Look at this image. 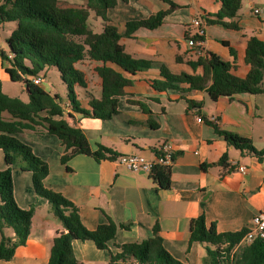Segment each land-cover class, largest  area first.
<instances>
[{
	"label": "crops",
	"instance_id": "0c3cea01",
	"mask_svg": "<svg viewBox=\"0 0 264 264\" xmlns=\"http://www.w3.org/2000/svg\"><path fill=\"white\" fill-rule=\"evenodd\" d=\"M78 1L80 5L74 7L85 6L90 10V28L95 31L98 21L103 28V18L86 0ZM170 1L177 6L159 27H141L130 37L121 39L127 53L150 60L154 66L136 74L122 71L133 81L118 97L119 114L111 119L86 117L81 113L71 116L67 94L62 95L58 89L47 85L48 81L41 85L62 99L65 113L56 119H65L70 126L81 128L92 149H97L99 144L112 147L118 153L117 159L98 161L80 153L63 163L62 140L48 133L41 124L25 128L20 138L49 164L45 186L76 204L88 229L94 230L109 219L119 225L115 238L109 243L111 250H119L118 244L147 239L158 222L164 246L176 259L187 264H202L207 256V244L190 243L194 218L204 213L207 223L216 222L219 232H237L251 226L254 216L264 212V160L231 146L216 130L219 127L247 136L257 148H264V92L239 93L213 100L207 88L183 95L179 90H156L152 80L161 77L160 64H165L173 73L202 75L203 67L195 61L200 57L210 60L211 53L229 62L233 74L246 77L251 68L246 61L248 41L252 37L264 41V19L253 14L252 7L264 9V0L258 1L260 4L249 0L250 6L241 7L237 16L225 19L235 23L237 28L208 23L209 19L216 18L221 0H117L116 6L108 9L107 17L122 33L125 23L168 10ZM195 18L204 26V40L202 45L189 46L188 40L198 31L192 24ZM98 65L101 63L89 59L77 63L86 80L85 87L75 86L84 108L90 109L89 102L102 95L103 80L96 70ZM108 65L120 70L115 64ZM12 82L21 81L11 80L0 55L2 91L26 103L21 95H12L14 93L6 90V84ZM211 84L210 80L208 86ZM23 85L25 87V83ZM25 91L29 95L27 88ZM185 96L201 107H189ZM137 102L143 103L151 113ZM199 115L203 116V122L197 121ZM212 117L217 121L212 122ZM0 118L13 119L7 111H0ZM166 142L171 143L176 152L169 188L159 187L151 174L128 170L119 163L122 155L130 153L156 159ZM225 155L228 156L225 165L220 164ZM240 165L246 166L245 172L237 169ZM5 168V155L0 149V170ZM12 174L17 203L25 209L34 205L35 213L26 244L16 248L11 260H0V264H48L53 239L64 227L51 212L48 200L35 192L32 172L13 165ZM7 229L11 228H6L5 234L13 237L14 231L7 232ZM73 248L77 259L84 264H109V251L98 248L92 240L76 239Z\"/></svg>",
	"mask_w": 264,
	"mask_h": 264
},
{
	"label": "trees",
	"instance_id": "16d2710c",
	"mask_svg": "<svg viewBox=\"0 0 264 264\" xmlns=\"http://www.w3.org/2000/svg\"><path fill=\"white\" fill-rule=\"evenodd\" d=\"M62 1L0 0V23L17 22L16 29L7 38L9 52L0 51L3 66L11 80L28 83L29 92V101L25 103L19 97L5 94L0 86V111H7L13 117L12 120L0 118V149L4 152L7 164V168L0 170V260H11L16 248L26 244L31 233L35 207L21 208L14 194L12 166L19 165L22 170L32 172L35 192L48 200L51 212L64 227L53 239L48 264H84L75 255L73 241L76 239L92 240L98 248L107 249L109 264H187L176 259L166 249L158 222L154 224L152 234L147 239L118 244L119 250H111L109 243L115 238L119 225L109 219L94 230L88 229L82 221L78 206L61 193L45 186L44 179L49 174V164L20 138L25 128L41 124L48 133L62 140L63 163L80 153L91 155L98 161L117 159L118 153L112 147L99 144L94 150L81 128L70 126L65 119H56V116H63L65 113L60 95H52L41 85L35 84L32 77L42 74L48 67L57 68L67 87L69 115L81 113L86 117L111 119L120 113L118 97L133 81L122 71L136 74L154 66V62L150 60L134 58L127 53L121 39L130 37L141 27H159L177 5L170 1L171 8L168 10L158 11L145 19L128 21L121 33L118 26L107 17L108 9L116 6L117 0H86L87 5L105 21L100 32L90 28V10L87 7L64 6ZM242 2L243 0H221L222 6L216 18L209 19L208 23L237 28L235 23L225 19L237 16ZM193 38L204 40V36L198 34ZM85 59L101 63L96 70L103 80L102 95L89 102L90 109L81 105L75 90L76 85H86L85 74L77 67V63ZM246 61L251 67L246 77L233 74L231 64L215 53H211L210 60L200 57L195 61L203 67L202 75L173 73L165 64H160L161 77L153 79L152 85L159 91L179 90L183 95L194 89L207 88L213 100L239 93L264 92L263 40L257 37L249 39ZM109 63L115 64L121 71L109 66ZM210 80L212 84L208 86ZM184 83L189 86L182 87ZM186 100L191 108L201 107L200 103L188 98ZM137 103L151 113L143 103ZM216 130L231 146L264 160V148H257L251 138L219 127ZM227 157L223 156L219 163L225 165ZM150 174L159 187L171 186V166L156 165ZM120 226L125 227L123 224ZM6 228H11L15 235L7 236ZM246 232L247 228L237 232H219L216 222L208 224L202 213L191 221L190 243L207 244V256L202 264H264L263 237H257L240 250L234 251Z\"/></svg>",
	"mask_w": 264,
	"mask_h": 264
},
{
	"label": "built area",
	"instance_id": "2783aa9c",
	"mask_svg": "<svg viewBox=\"0 0 264 264\" xmlns=\"http://www.w3.org/2000/svg\"><path fill=\"white\" fill-rule=\"evenodd\" d=\"M252 12L255 15H260L264 19V9L261 7L253 6ZM192 24L198 28L196 34L201 36L205 35L204 26L198 18L193 19ZM188 44L189 46H199L203 44V40L194 39L192 37L188 40ZM32 80L37 85H42L46 81L44 77L39 75L33 76ZM210 120L212 122L217 121L215 117L210 118ZM197 121L203 122V116L199 115ZM175 153L174 146L171 143L166 142L161 146L159 155L156 159H151L140 153H130L122 155L119 158V163L124 165L128 170L150 174L156 165L172 166L175 159ZM237 169L241 172H245L247 168L244 165H240ZM257 237L264 238V212H259L254 216L251 226L247 228V232L235 246L234 251L240 250L243 246L251 243Z\"/></svg>",
	"mask_w": 264,
	"mask_h": 264
},
{
	"label": "rangeland",
	"instance_id": "374dc122",
	"mask_svg": "<svg viewBox=\"0 0 264 264\" xmlns=\"http://www.w3.org/2000/svg\"><path fill=\"white\" fill-rule=\"evenodd\" d=\"M255 2L262 1V0H253ZM249 0H243L242 2V9H245L246 6H250ZM260 4V2H258ZM62 5L64 6H77L80 5V1L78 0H63ZM95 31L99 32L101 31V22L98 21L95 23ZM17 23L14 21H6L2 22L0 24V51L4 50L6 52H9V44L7 42V38L13 33L14 29H16ZM7 64H9L7 62ZM42 75L46 78V81H48L46 84L51 85L53 88L58 89L62 95L67 94V87L66 84H64L60 77V72L55 67H48L44 72H42ZM6 90L14 93L12 95H21L22 99L29 101V95L25 91V87L23 83L21 82H12L6 84ZM7 232H12V229H7ZM1 235V232H0ZM1 238V236H0ZM1 240V239H0Z\"/></svg>",
	"mask_w": 264,
	"mask_h": 264
},
{
	"label": "water",
	"instance_id": "95a60500",
	"mask_svg": "<svg viewBox=\"0 0 264 264\" xmlns=\"http://www.w3.org/2000/svg\"><path fill=\"white\" fill-rule=\"evenodd\" d=\"M28 87V83H25V88H27Z\"/></svg>",
	"mask_w": 264,
	"mask_h": 264
}]
</instances>
